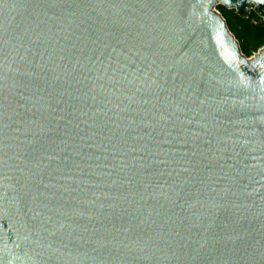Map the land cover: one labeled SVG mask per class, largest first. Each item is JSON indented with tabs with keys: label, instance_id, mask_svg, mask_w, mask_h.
I'll use <instances>...</instances> for the list:
<instances>
[{
	"label": "water",
	"instance_id": "1",
	"mask_svg": "<svg viewBox=\"0 0 264 264\" xmlns=\"http://www.w3.org/2000/svg\"><path fill=\"white\" fill-rule=\"evenodd\" d=\"M218 5L264 19L0 0V264H264V47Z\"/></svg>",
	"mask_w": 264,
	"mask_h": 264
},
{
	"label": "trees",
	"instance_id": "2",
	"mask_svg": "<svg viewBox=\"0 0 264 264\" xmlns=\"http://www.w3.org/2000/svg\"><path fill=\"white\" fill-rule=\"evenodd\" d=\"M218 11L225 18L229 30L238 40L243 54L251 57L264 47V19L251 11L249 18L237 15L235 9L218 5Z\"/></svg>",
	"mask_w": 264,
	"mask_h": 264
},
{
	"label": "snow or ice",
	"instance_id": "3",
	"mask_svg": "<svg viewBox=\"0 0 264 264\" xmlns=\"http://www.w3.org/2000/svg\"><path fill=\"white\" fill-rule=\"evenodd\" d=\"M261 3H264V0H260Z\"/></svg>",
	"mask_w": 264,
	"mask_h": 264
},
{
	"label": "bare ground",
	"instance_id": "4",
	"mask_svg": "<svg viewBox=\"0 0 264 264\" xmlns=\"http://www.w3.org/2000/svg\"><path fill=\"white\" fill-rule=\"evenodd\" d=\"M254 7V5H252V8ZM250 11H252L251 9H250Z\"/></svg>",
	"mask_w": 264,
	"mask_h": 264
},
{
	"label": "rangeland",
	"instance_id": "5",
	"mask_svg": "<svg viewBox=\"0 0 264 264\" xmlns=\"http://www.w3.org/2000/svg\"><path fill=\"white\" fill-rule=\"evenodd\" d=\"M227 9H229V8H227Z\"/></svg>",
	"mask_w": 264,
	"mask_h": 264
}]
</instances>
